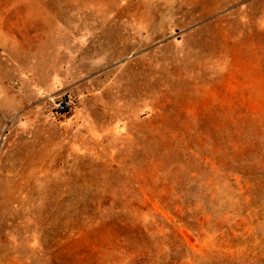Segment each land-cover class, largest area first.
Masks as SVG:
<instances>
[{
    "label": "rangeland",
    "instance_id": "obj_1",
    "mask_svg": "<svg viewBox=\"0 0 264 264\" xmlns=\"http://www.w3.org/2000/svg\"><path fill=\"white\" fill-rule=\"evenodd\" d=\"M0 264H264V0H0Z\"/></svg>",
    "mask_w": 264,
    "mask_h": 264
},
{
    "label": "built area",
    "instance_id": "obj_2",
    "mask_svg": "<svg viewBox=\"0 0 264 264\" xmlns=\"http://www.w3.org/2000/svg\"><path fill=\"white\" fill-rule=\"evenodd\" d=\"M72 106H73V100L72 98L68 97L60 100L57 103L56 108L59 113L64 114L67 113L69 110H71Z\"/></svg>",
    "mask_w": 264,
    "mask_h": 264
},
{
    "label": "trees",
    "instance_id": "obj_3",
    "mask_svg": "<svg viewBox=\"0 0 264 264\" xmlns=\"http://www.w3.org/2000/svg\"><path fill=\"white\" fill-rule=\"evenodd\" d=\"M241 175V174H240ZM243 177H244V174H242ZM173 180H168L165 184H164V187L168 190H174V187H173Z\"/></svg>",
    "mask_w": 264,
    "mask_h": 264
}]
</instances>
